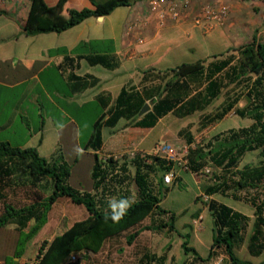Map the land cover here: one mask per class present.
Segmentation results:
<instances>
[{"label": "crops", "instance_id": "crops-1", "mask_svg": "<svg viewBox=\"0 0 264 264\" xmlns=\"http://www.w3.org/2000/svg\"><path fill=\"white\" fill-rule=\"evenodd\" d=\"M31 1L0 0V94H5L2 99L0 96V103L8 106L11 92L23 87L19 97L20 101L38 103L40 96L35 94L38 90L42 93L46 106L50 110L52 108L57 110L56 112L64 119L68 118L67 122L70 123L76 121L68 110L77 114L87 108H102L103 113L107 114L101 121L102 143L97 149L84 148L85 152L91 155L120 154L132 148L150 152L152 147L147 145L149 136L139 135L137 133L139 129L149 131L158 129V135L165 140V144L178 147L179 142H188L190 138H195L192 132L195 125L193 118L207 113V110H210L213 104L221 99L225 103L233 101L232 109L214 125L205 126L201 123L200 127L204 128L199 134L222 133L216 132L217 124L220 121L238 117L235 110L243 107V96L245 95L241 81L229 83L228 79L224 80L226 86L221 89L219 97L202 110L191 114L190 97L196 92L203 91L210 81L205 77L207 66L211 62L224 59L231 61L226 68L214 75L218 78L225 77L229 66L237 63L239 48L251 43L255 35L264 32V3L262 1L192 0L189 14L181 21L169 22L159 27L154 20L148 23L143 22L144 8L140 4L141 0H136L129 7H119L101 19L90 17L64 32L29 36L24 32L23 26L28 17ZM43 1L47 6L53 7L59 0ZM96 1L101 2L102 0ZM217 1L228 6L226 20L221 25L214 26L210 31H204L195 26L192 19L199 7L205 3ZM85 8L92 10L94 5L90 0H66L62 15L65 16L68 9L82 10ZM130 20L138 21L137 29L131 32L126 30ZM139 38H142L141 43L138 42ZM80 44L84 46L76 49ZM220 44L225 46L219 49L217 46ZM190 55H194V62L202 61L204 65L203 80L197 84L190 81V74L179 78L171 71L182 64H190ZM98 57L104 62L95 63ZM169 81L177 82L171 87H166ZM122 90L128 95L136 94L138 100L150 106V110L153 100L157 102L159 96L169 97L170 100L176 102V105L172 111L160 117L151 128L127 126L131 120L127 117H121L114 126H108V111L114 109L116 99ZM19 109L18 105L11 107L2 122V127L11 129L17 116L22 118L21 122L26 120L22 123H25L28 135L19 147L36 148L39 156L45 159L56 156L62 149L60 133L66 130L67 122H63L62 126H56L52 115H47L46 118H40L38 128L30 129L27 126L29 124L27 117L18 112ZM38 115L41 116L42 113ZM251 124L252 122L246 126L231 127L228 130H237ZM133 134L136 136L132 137ZM88 140L89 137L84 147L88 145ZM0 142L10 144L8 139ZM187 147L189 151L190 143ZM17 188V186H10L5 190L6 202L10 203V200H13ZM210 198L216 200L215 195ZM192 224L198 226L199 221L192 219ZM145 232H140L138 239ZM118 236L108 238L102 249L112 244ZM187 236L190 235L187 234ZM51 240L43 237L36 250H39L43 241L50 242ZM184 241L187 240L184 239L181 244ZM193 242V244H200L197 233L193 236ZM243 242L244 238L237 247H240ZM193 244L187 241V246L196 251ZM150 250L151 248L146 246L143 252L153 253ZM210 250L211 246L208 253ZM214 251L216 250L213 249ZM208 253L206 256H199L206 259ZM186 255L188 256L189 253ZM187 256L186 259H188ZM253 257L250 255L244 260L250 261ZM199 261L201 263L198 262V264H207V261ZM16 263L26 264L23 258H18Z\"/></svg>", "mask_w": 264, "mask_h": 264}, {"label": "trees", "instance_id": "trees-1", "mask_svg": "<svg viewBox=\"0 0 264 264\" xmlns=\"http://www.w3.org/2000/svg\"><path fill=\"white\" fill-rule=\"evenodd\" d=\"M94 9H68L65 16L62 15L66 0H59L58 3L49 7L43 0H32L28 17L23 26L26 35L34 36L42 33H61L82 23L90 17H104L111 14L119 7H129L136 0H90ZM264 3V0H260ZM83 44L76 49L83 47ZM104 60L98 57L95 63H103ZM229 59L218 62H211L207 66L206 79L210 80L203 91L196 92L190 97V114L202 110L219 97L221 89L226 85L224 80L232 83H239L250 73L255 74L254 81L249 85L247 91L248 102L242 108L236 109L235 114L240 118H249L252 124L237 130H229L230 135L220 139V135L209 141L205 147L190 148L188 151V170L193 173L200 172L205 165L212 164L214 168L223 171L220 176H214L215 181L203 186L204 195L211 197L220 194L231 197L235 201H246L254 208V222L252 234L248 240V253L258 257L264 252V200L257 203V197L252 196L248 200L245 196L251 191L264 189V32L255 35L251 43L239 48V58L235 65L229 66L225 77H214L230 64ZM204 65L202 61L190 64H182L171 70L179 78L190 74V81L201 82L203 80ZM247 77V76H246ZM177 82V81H176ZM174 82V83H176ZM169 81L166 87H171ZM169 89V88H168ZM166 90V88L164 89ZM158 101L153 100L152 109L142 116L139 113L144 101L138 100L136 94H127L121 91L118 95L115 107L108 111V126H114L121 117L131 119L127 126L151 128L158 119L172 111L176 105L174 100L165 96H159ZM234 102H226L212 116L206 117L209 122L221 119L233 107ZM101 113L93 124L92 133L89 136L87 148L97 149L101 145V121L106 116ZM189 143L191 142L188 141ZM260 151L263 160L259 166H244L238 170L241 158L248 152ZM95 163L92 168L91 177L94 181L93 190H97L108 175L100 171L97 163V155H93ZM134 168L132 181L137 188V199L131 201V207L127 209L119 222H113L110 218L112 210L109 201L103 198L98 199L96 194L91 192H78L69 187L67 177L69 167L66 162H61L54 157L45 159L39 156L36 148L13 147L8 143L0 142V229L9 223H14L21 230L26 229L27 236L32 237L42 228L47 220V215L53 205L60 198H68L73 204L83 206L88 212V217L74 222L61 234L56 235L50 242L43 241L37 254L38 264H72L69 263V256L81 251L98 253L104 242L111 237L118 236L144 219L151 216L169 214V220L159 226H147L140 231H135L126 237L128 245H132L142 231H160L168 227L175 231V214L160 207L161 199L156 195L152 183V173H161L158 183L163 182V175L171 170L173 164L165 160L153 157L149 163L136 158L131 162ZM123 175H114L111 180L115 182L116 191L120 197L119 186L128 179L127 164L120 167ZM23 171L26 178L18 180L15 175ZM48 177L53 186L52 193L42 201L30 203L22 207H14L13 204L5 201V190L10 186L35 187L41 179ZM243 195V196H242ZM200 198L196 197L195 201ZM207 208L213 218V240L211 250L206 259L197 255L194 248L187 246V241L181 244L185 254L193 252L195 259L209 261L214 255L213 249L223 248L229 260V264H253L250 261L242 260L236 256L235 248L243 241V232L248 223V217L235 211L233 208L210 199ZM34 221L30 227L29 222ZM167 254L157 255L149 251L143 252L136 264H165ZM78 263V262H77ZM264 264V261L258 263Z\"/></svg>", "mask_w": 264, "mask_h": 264}, {"label": "rangeland", "instance_id": "rangeland-1", "mask_svg": "<svg viewBox=\"0 0 264 264\" xmlns=\"http://www.w3.org/2000/svg\"><path fill=\"white\" fill-rule=\"evenodd\" d=\"M225 45L220 44L217 47L220 49ZM194 55H190V63H194ZM247 76V77H246ZM242 82V89L244 91L243 96V106L248 102L247 91L249 85L254 81L255 74H247ZM23 87L14 89L10 94V101L6 105L0 103V141L3 139H8L10 145L13 147H19L22 144L23 139L28 135L26 131L25 122L20 117H15L14 125L11 129H6L2 127V122L6 118L7 113L10 111L12 106H19L18 112L27 117V125L30 129L38 128L40 125V120L42 117L46 118L47 115H52V119L56 123V126H62L63 122L69 121L68 118L64 119L62 115L58 114L52 108L49 109L43 100L42 93L38 90L35 91L36 95L40 96L39 102L32 104V102H22L20 101V93ZM5 94H0L1 99ZM19 103V104H18ZM225 101L223 99L217 101L213 104L210 110H207V115H199L194 120V126L192 128L193 137L190 142V148L205 147L209 141H213L215 136L220 135V139L228 137L230 135L229 130L231 127L236 126H246L250 122L249 119H241L236 117L235 119H226L220 121L217 124L216 132H212L209 135L199 134L204 127H200L201 123L214 125L213 122L206 121V117H210L215 114L223 105ZM72 113L74 121L67 122L66 130L60 133V147L54 159L61 162H66L69 167V176L67 177L66 184L73 190L78 192H91L93 193L94 181L91 177V172L93 165L95 163L94 156L85 152L84 143L87 141L88 137L92 133L93 124L96 119L103 112L100 107L87 108L80 113L73 114L74 112L68 110ZM42 113L41 116L38 114ZM51 113V114H49ZM202 116H205L202 118ZM41 118V119H40ZM202 118V119H201ZM231 118V117H230ZM202 120V121H201ZM224 131V132H223ZM67 132V133H66ZM139 135L147 134L149 136L148 147H154L155 144H165V140L160 138L158 135V129L153 131L139 129L137 132ZM133 134L132 137H135ZM178 147L189 146V142L181 141ZM261 150L252 151L246 153L240 160L238 164V170L242 169L244 166L255 167L259 166L263 160V156L260 155ZM100 155H97V163L99 165V170L104 171L101 166H105L100 159ZM169 172H173L174 180L171 184L165 185L164 183H158V179L161 173H152V183L156 191V195L161 199L160 207L167 210L170 213L175 214L174 227L175 231H170L168 227H163L160 231H146L135 239L132 245H128L126 242V237L135 231H140L142 228L147 226H159L160 224L166 223L169 220V214H163L161 216L155 215L146 218L143 223L135 226L133 229H129L126 233L116 237L112 244L106 245L99 253L93 254L86 252L82 257L80 262L72 264H136L138 258L145 250L146 246L151 248L150 251L158 255L167 254L169 259L165 264H192L200 262L196 258L193 252H189L187 256L182 248L181 242L185 239L193 242L194 234H198L199 243L193 244L196 248L197 255L206 256L208 249L210 248L213 240V218L207 208V202L210 197H205L203 193V186L206 184H211L215 181L214 176H220L223 171L219 168H214L211 163L208 162L207 165L198 173H193L190 170H182L178 166H173ZM134 173V168L131 166L128 168V179L119 186L120 197H114V200L127 199L129 202L137 199V188L135 183L132 181V176ZM18 180H23L26 178L23 171H18L15 175ZM48 177L40 180L37 188L35 187H18L13 200L10 203L14 207H22L28 203H32L37 200H45L53 191V186ZM198 194V195H197ZM197 195V196H196ZM243 196V195H242ZM252 196H256L257 203L264 200V189L257 191H251L250 195L247 194L245 197L250 200ZM199 197L198 201L195 198ZM215 198L218 202H221L235 211L242 213L248 217L247 226L243 232L244 242L237 247L235 250L236 256L242 260L249 258V253L247 251V244L250 235L252 234V225L255 219L254 208L246 201H235L231 197H226L220 194H216ZM88 217V212L81 205L73 204L68 198H60L52 207L51 211L47 215V220L45 224L40 228L36 234L32 237H28L26 234V229L21 230L14 223L7 224L0 231V261L1 264H17L16 260L18 258H23L26 264H36L38 251L37 245L42 241L43 237L51 240L54 235L61 234L68 227H70L74 222L83 220ZM192 219H197L199 221L198 226L192 224ZM34 221L29 222V226H32ZM189 234L190 236H187ZM47 236V237H46ZM166 244V245H165ZM214 255L211 260L207 261V264H229V260L225 254L224 249L215 248ZM187 256L188 259L185 257ZM193 260V261H192ZM252 263L257 264L264 261V252L258 256L250 259ZM201 263V262H200Z\"/></svg>", "mask_w": 264, "mask_h": 264}, {"label": "built area", "instance_id": "built-area-1", "mask_svg": "<svg viewBox=\"0 0 264 264\" xmlns=\"http://www.w3.org/2000/svg\"><path fill=\"white\" fill-rule=\"evenodd\" d=\"M192 0H141L140 4L144 8L143 22L148 23L152 20L156 22V25L162 27L167 23H177L181 21L190 12ZM228 16V6L222 3L210 2L201 5L194 15L192 22L195 26L203 29L204 31H210L214 26L221 25ZM137 20H130L127 24L126 30L131 32L137 29ZM138 42H142V38L138 39ZM188 148L186 147H174L168 144H156L150 152H144L136 148L127 150L120 154H101V162L105 166H101L104 172L108 175L103 183L93 193L97 198H103L104 200H114V197L118 198L114 192L116 191L115 182L111 180L114 175L122 176L123 173L120 167L123 164H127V168L131 167L132 161L136 158H140L145 163H149L153 157L165 160L178 166L180 169L188 170ZM98 160V158H97ZM174 180L173 172H167L163 175V182L165 185H169ZM206 198L208 196L204 195ZM86 252L81 251L73 253L69 256V263L80 262ZM38 264V261L35 262Z\"/></svg>", "mask_w": 264, "mask_h": 264}, {"label": "clouds", "instance_id": "clouds-1", "mask_svg": "<svg viewBox=\"0 0 264 264\" xmlns=\"http://www.w3.org/2000/svg\"><path fill=\"white\" fill-rule=\"evenodd\" d=\"M109 207L112 210L111 219L113 222H119L123 218L127 209L131 207V203L127 199H121L120 201L110 200Z\"/></svg>", "mask_w": 264, "mask_h": 264}, {"label": "water", "instance_id": "water-1", "mask_svg": "<svg viewBox=\"0 0 264 264\" xmlns=\"http://www.w3.org/2000/svg\"><path fill=\"white\" fill-rule=\"evenodd\" d=\"M99 19H101V17H98ZM150 110V106L148 104H144V106L142 107L139 116L144 115L145 113H147Z\"/></svg>", "mask_w": 264, "mask_h": 264}]
</instances>
